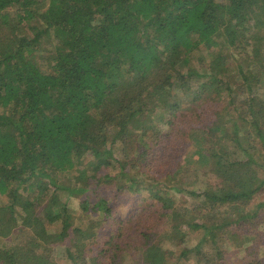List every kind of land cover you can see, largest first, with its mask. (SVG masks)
Wrapping results in <instances>:
<instances>
[{
    "label": "trees",
    "instance_id": "trees-1",
    "mask_svg": "<svg viewBox=\"0 0 264 264\" xmlns=\"http://www.w3.org/2000/svg\"><path fill=\"white\" fill-rule=\"evenodd\" d=\"M12 7L16 22L35 28V34L0 36V195L5 196L0 242H12L0 243V264H57L52 251L59 245L69 264H166L163 243L181 244L188 232L199 230L201 241L181 249L179 257L191 264H228L223 255L227 235L255 239L261 234L256 227L264 222V215L259 217L264 201H252L264 185L258 176L264 172V106H252L256 93L245 97L243 104L252 106L247 112L237 110L234 120L227 113L229 119L223 116L213 129L227 131L234 155L240 156L226 158L228 146L211 135L213 146L206 147L203 135L189 146L191 153H182L184 162L194 154L205 161L213 182L201 189L182 187L169 170L153 174L162 176V184L148 182L141 162L145 167L148 147L163 141L151 159L165 158L169 147L174 157L168 135L154 134L157 125L148 110L169 96L154 102L155 95L171 92L173 73L182 79L195 72L185 66L202 46L212 51L210 57L220 46L210 60L209 76L223 68L232 52L238 57L250 46L247 34L264 28V0H0L1 25ZM47 36L53 40L51 49L39 46ZM254 52L264 60V46L256 50L254 44ZM238 68L243 85L260 88ZM210 80L229 97L239 87L229 79ZM147 134L152 137L140 147L135 138ZM100 185L154 208L155 217L152 212L136 214L144 239L138 248L122 244L120 232L105 240L107 247L99 253L93 250L98 222L107 221L113 209V201L96 196ZM169 188L197 202L177 207ZM55 189L67 191L66 200ZM72 198L79 202L78 224L68 205ZM96 210L102 211V220L92 218ZM118 220L113 224L119 232ZM21 233L29 239L18 240ZM245 250L242 259L251 256L249 246ZM101 254L107 259L95 263ZM263 261L254 257L242 264Z\"/></svg>",
    "mask_w": 264,
    "mask_h": 264
},
{
    "label": "rangeland",
    "instance_id": "rangeland-1",
    "mask_svg": "<svg viewBox=\"0 0 264 264\" xmlns=\"http://www.w3.org/2000/svg\"><path fill=\"white\" fill-rule=\"evenodd\" d=\"M217 1L221 4V2H225L226 0H217ZM14 9L15 8L12 7L10 9L5 10L8 15V19H7V23L3 25L0 24V36L2 35L6 36V34L9 33L8 34L9 37L11 33L14 32V34L24 35L28 38L32 37L35 34L34 31L35 28H29L28 26L22 27L23 25L22 26L19 25L16 22L14 16ZM30 24H35V23H30ZM10 29L13 30L10 31ZM258 31H260V34ZM247 35H248L247 44H249L250 46L248 48L242 49L243 51H239L238 57H236L234 55V52H232L231 59L224 60V63H222L223 68L221 69L220 67L218 71L215 73V76H209V70L211 69L210 60H213L214 53L218 51L220 46H215V50L211 57H210V52L212 51H210V49L207 50L204 46L199 48V52H193L189 64L185 66V70L191 69L192 67L195 70V72H193L190 77L184 76L182 79H180L177 76V73H173L171 75L173 76V78H170V82H172L171 92H168L167 90V92L165 93H158V96L156 94L155 97L153 98L155 99L154 102H160L162 100V97L167 93V95L169 96L167 97L168 99H166L163 104L160 103L161 105L160 104L154 105L152 109L150 107L145 108L146 110L150 108L148 110H151V114L154 113L153 120L156 122L155 124L157 125V132H155L154 134L160 136L168 135L167 143L172 144L173 153H174V157L171 156L170 154L171 147H169L167 153H165V156L166 157L169 156L171 157V159L167 158L168 161H166V157L162 158V156L159 158V160L156 157L151 159L150 155L154 156V154L156 153V149L161 150V148L165 144L164 141L162 144L158 143L159 141L158 139L156 141L158 143V146L151 145V147H148V149L149 148L150 149L147 150L148 154H147L146 166L145 167L143 166L144 165L143 163L145 162H141L143 167V172L145 173L144 178L148 182L154 180L158 182L161 181L162 184L164 182V181L162 182V179H160L162 178V176L153 177V174L163 172V170H169L170 174L174 172L176 176L174 177L173 181L177 180L178 184L182 187L188 188L192 186L193 189H198L202 186L201 184L205 182H213L214 177L212 175V172L206 170L205 165L208 164H206L205 161H200V159L198 160L195 154L191 158L185 160L186 162L182 160L183 157L182 153L185 152V149H188L186 150V154L191 153L193 149L189 146L192 143L196 144V139L198 140L200 137L202 138L203 135H205V137H203V140L205 141L204 143L206 144V147L214 145L213 144L214 140L209 137L210 135L213 138L219 137L228 146V148L224 150V155L226 158L232 159L240 156V154H237V156L234 155L233 147L227 136L228 132L227 131L221 132L213 129L214 126H216L220 121H223L221 120L223 116H225L226 119H229L227 113H229V115L231 113L233 116L231 117V120L232 119L234 120V119H238L237 118L238 116L235 113L237 110H239L240 111L239 114H241L243 112H247L246 110L248 108H251L252 106L254 107L264 106L263 104L264 103V60H260V61L257 60L256 54L254 52V44H256V50L259 47L264 46V28H258L257 30H252V32H250ZM262 35L263 38H260ZM52 41H53L52 37L49 36H47V38H41L39 46H45L47 49H51ZM252 48L253 50H251ZM35 54H37V52H35ZM238 67H243V70L246 73H249L253 76L252 78L249 79L251 81L250 84L260 86V88L259 89L254 88L250 90L246 85H243L242 83L243 81L241 79L242 77L241 71L239 70ZM231 74L233 76H231ZM211 77L214 78L219 77L223 82H227L228 79L230 83L233 81L234 83L237 82L239 87H236L237 91L235 96L229 97L227 93L219 92V89H217L218 88L217 84L215 83L210 84ZM148 83L149 82H147L146 86H148ZM247 83L248 82H246V84ZM262 84L263 86H261ZM148 88L151 87L149 86ZM253 93H256L258 95L257 101L253 102L251 107L249 103L244 105L243 103L246 100V98H249V96H253ZM156 108L158 110H156ZM230 123L231 122L229 121L227 122L226 125L228 126ZM251 132L254 137L255 134L253 133L252 130ZM241 133L244 135L245 131H243L242 129ZM143 136L145 137L141 138L140 136L139 137L136 136L137 138H135V142L138 141L141 142L140 147H142L146 139H150L152 137L150 134ZM254 140L255 138L252 140V142ZM254 146L258 147L257 144H255ZM261 150L263 151V149ZM154 160H158L157 165L159 166L156 168H155L156 162ZM162 164H164V166L166 167L162 166ZM112 165L114 166V162H112ZM258 176L263 178L264 172L259 171ZM93 187L94 185L92 186V188ZM94 190L96 191V196H100L102 198L104 196L107 198V200L111 202L113 201V209L107 221L102 220L103 218H102L101 210L100 211L96 210L94 213H92V218H98L99 216V218L102 220L101 221L102 223L100 224L99 221L97 225L98 242L96 245H94L93 250L99 253V250H102L107 247V245L104 244L105 240H113L114 237L116 238L117 234L120 232H124L123 242H121L122 244L130 242V244L132 245L130 247L137 246L138 248L140 242H143L144 239L142 236H140L139 230H137L139 222H137L136 220L137 219L136 214H139L140 216V215H144V213H147L148 215V212L149 213L152 212V214L155 217V213H153L154 208L148 210L146 209L147 208L146 206L143 205L139 206L132 199H124L125 195L118 196L114 188L108 185H100L99 187L96 186ZM55 192L59 195L61 200H66L67 191L55 189ZM166 192H168V194L170 195L171 194L175 195V199H176L175 204L177 205V207H180L181 205L190 206L193 202H197L193 198H191L188 194L177 193L176 191H174V189L169 188V191ZM96 196H94L92 200L96 198ZM71 200H72L71 203H69L68 205L69 208L73 210L72 217L74 218L72 219V221L74 224H78L79 202L78 200L73 198ZM4 201H5V196L0 195V204H4ZM252 201L256 203L264 201V185L262 186V192L256 194ZM259 213H260L259 217L264 215V207L259 210ZM157 216H159V212H157ZM115 218L119 219L118 222L121 223L118 225L119 232L117 226L114 227L113 224V221L115 222ZM159 221L160 222H158L157 227L160 226L161 220ZM256 228L259 234L260 233L261 234L255 239H251V235L246 237H244L243 235L230 237L231 233L227 235L223 243V247H225L224 249L225 254L223 255L225 256L226 262H228V264H242L246 260L254 259V257L261 260L262 258L264 259V222L259 223ZM111 230L114 232L112 235H111L112 233ZM24 237L25 239L28 240L30 236L29 235L27 236L25 233H21L17 235L18 240ZM202 238H203V232L199 230V231L188 232L185 238V242L181 244L176 243L178 240L176 242H167V241L164 242L163 248L165 249L164 254H166V264H191L189 259L184 260V257L180 258L179 252L183 248L189 249L190 247H194L197 242L201 241ZM14 241H16V239ZM88 241L89 239L87 240V242ZM244 242L245 244H243ZM0 243L2 244L5 243L4 245L6 246L12 244L10 240H5ZM247 246H249V251L251 252V256L242 259V257L246 254L245 249L247 248ZM134 252L135 249L132 250V253ZM191 253L193 254V251ZM52 255L54 256L53 257L54 261L57 264H69L68 262L67 263L64 262L66 254L64 253V249L61 245H59V247H57L55 250L52 251ZM106 255H109V252H106ZM103 256L102 254L99 257L97 256V258H95V263L98 262V260H103L104 263V261L107 259V256L105 257ZM262 263L264 264V261Z\"/></svg>",
    "mask_w": 264,
    "mask_h": 264
}]
</instances>
